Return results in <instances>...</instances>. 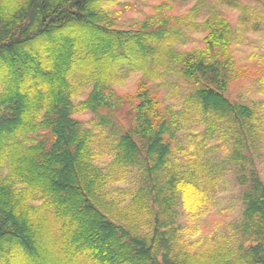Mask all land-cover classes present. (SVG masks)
I'll use <instances>...</instances> for the list:
<instances>
[{"label":"trees","instance_id":"1","mask_svg":"<svg viewBox=\"0 0 264 264\" xmlns=\"http://www.w3.org/2000/svg\"><path fill=\"white\" fill-rule=\"evenodd\" d=\"M172 2L120 29L128 8L111 14L117 0H0V264H264V113L230 98L247 80L264 83V56L236 58L255 24L237 2L226 4L240 29L221 0L199 23L197 7L174 15ZM187 25L203 30L201 45L180 50L172 41ZM165 73L187 91L180 109L152 85ZM133 74L136 91L118 94ZM195 121L199 142L180 135ZM228 145L243 211L232 232L203 235L225 167L210 153ZM135 168L138 186L120 203L111 186ZM179 209L195 229L177 223Z\"/></svg>","mask_w":264,"mask_h":264},{"label":"rangeland","instance_id":"2","mask_svg":"<svg viewBox=\"0 0 264 264\" xmlns=\"http://www.w3.org/2000/svg\"><path fill=\"white\" fill-rule=\"evenodd\" d=\"M159 1L160 0H117L119 6L109 7L108 10L111 14H113L114 11L116 12L122 10L127 6L128 9L121 12L116 19V26L120 29H125L133 27V25L142 22L145 18L152 15L154 13L153 6ZM227 1L237 2L239 5H243L248 8L251 22L248 23L247 20L243 21L247 25L248 29L251 24H255L256 28H251L243 35V37L239 38L238 41L241 44L236 49V58L239 61V64H253L254 59L248 60L252 55H255L257 58L264 56V5L262 6L255 0H221L219 3V10L225 15H228L232 20L233 26L239 29V21L241 17L240 11L226 4ZM198 4L199 0H174V2L171 3L174 15H183L184 13L189 12V10L197 7L194 20L199 23L207 15L208 0H203L200 5ZM181 31L183 33L181 41H172L173 46L177 47L181 45V42H183L185 45L183 47H179V49L187 50L201 45L200 40L204 33L202 29H194L193 27L187 25L182 27ZM262 75L264 76V71L262 72ZM140 78L141 75L139 74L131 75L124 85L116 88V92L118 94H133L138 87ZM176 80L177 76L175 74L165 73L162 79L153 82L152 85H162L159 92L161 91V96H163L165 103L170 107L180 109L184 103L187 91L181 86L175 88L174 82ZM257 80H247L242 84H238L231 88L230 98L247 104L254 110H257L258 114H260L259 116L262 117L264 107L260 103H264V83L260 84ZM86 93L87 90L83 92V98H85ZM85 121L86 125L90 128L95 127V123L98 122L97 119L94 121L91 120L90 116H86ZM259 126H261L264 134V125L260 124ZM190 129L191 131H183L180 135L191 134L194 135L195 138L196 134L202 133L205 126L202 122L195 121L191 123ZM100 132H104L105 135L107 134L106 130L103 129H101ZM219 135V133L216 134L215 140L210 141L211 145L216 142V139L218 140L220 138ZM201 138H203V136H201ZM201 138L199 140L195 138V141L199 142ZM109 142H111V139ZM182 144L188 148L190 145V139L187 138V140H185ZM259 148L260 158L256 157L255 165L261 180L264 182V136L259 144ZM193 151H195V146L193 147ZM230 152L231 146L228 145V149L220 148L219 150L210 153L212 156H217L220 159L225 160V167H223L220 171L217 170V172L221 175H218L219 182L217 184L216 192L212 198L211 213L198 220V223L201 224V228L205 230L202 232L203 235L209 232H230V230L232 232L234 224L239 221L243 211L242 194L244 186L234 177L235 175L233 171L235 169V165L226 163L227 158L230 156ZM104 160L106 161V158ZM139 173L140 172L137 168L132 169L128 173L126 181L114 187L111 186L112 190L119 187L118 190H114L113 194L117 199H119L120 203L129 201V197L127 195L138 186L137 177ZM177 223H180L184 227H192L194 229L196 227V224L192 225L189 222L186 213H184L181 209H179Z\"/></svg>","mask_w":264,"mask_h":264}]
</instances>
